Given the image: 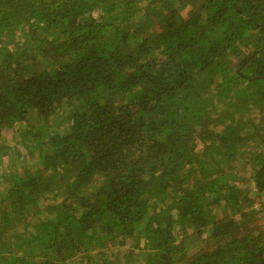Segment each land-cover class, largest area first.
I'll return each instance as SVG.
<instances>
[{
	"label": "trees",
	"instance_id": "trees-1",
	"mask_svg": "<svg viewBox=\"0 0 264 264\" xmlns=\"http://www.w3.org/2000/svg\"><path fill=\"white\" fill-rule=\"evenodd\" d=\"M1 159L0 264H264V0H0Z\"/></svg>",
	"mask_w": 264,
	"mask_h": 264
},
{
	"label": "rangeland",
	"instance_id": "rangeland-1",
	"mask_svg": "<svg viewBox=\"0 0 264 264\" xmlns=\"http://www.w3.org/2000/svg\"><path fill=\"white\" fill-rule=\"evenodd\" d=\"M187 8H185L181 13L183 14L184 12H186L187 10H186ZM95 16V18H96V15H94ZM19 34H16V37H17V40L18 41H20L21 40V37L19 38ZM10 48H12V46H10ZM7 137V136H6ZM200 147V145H198V146H196V148H199ZM7 158V157H6ZM2 160V163L0 164V169H3V167L4 166H6L7 164L4 162V160L3 159H1ZM21 160V158L19 157L18 158V161H20ZM7 162H9V161H7ZM23 162H25V160L23 161ZM16 163V162H15ZM46 200L47 199H45V198H43L42 199V201H41V204L42 203H44V202H46ZM254 207H256L255 205H254ZM176 231V235H177V238H178V241L181 239V237H180V231L178 230V229H176L175 230ZM187 234H190V231L189 230H187ZM129 243V242H128ZM144 244V243H143ZM143 244H142V241L140 242V247L141 248H143ZM128 246H130V244H128L126 247H128ZM122 250V249H121ZM141 251V250H140ZM140 251H138V249H136V251H135V254H136V256H134V257H132V258H130L131 260H133V263L134 264H139V260H140V258H139V252ZM97 252V251H96ZM93 253H95V252H93ZM70 264H79V262H78V259L76 258V259H72L71 260V262H70Z\"/></svg>",
	"mask_w": 264,
	"mask_h": 264
}]
</instances>
